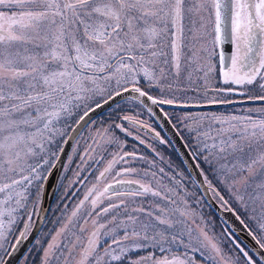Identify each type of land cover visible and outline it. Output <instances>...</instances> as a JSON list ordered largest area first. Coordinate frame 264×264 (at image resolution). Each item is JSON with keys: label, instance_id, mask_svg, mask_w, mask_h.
Segmentation results:
<instances>
[{"label": "snow or ice", "instance_id": "snow-or-ice-1", "mask_svg": "<svg viewBox=\"0 0 264 264\" xmlns=\"http://www.w3.org/2000/svg\"><path fill=\"white\" fill-rule=\"evenodd\" d=\"M204 13L214 16L213 44L229 39L235 45L227 58L221 53L222 83L240 86L237 94L247 98L241 103L254 106L240 115L185 112L176 120L193 139L196 155L228 181L229 191L256 223L261 235L253 238L264 249V0H0V264H6L3 256L12 255L7 236L18 214L30 200L35 207L43 195L42 182L56 167L61 144L67 143L63 137L69 120L88 102L101 107L100 100L108 103L115 91L116 96L135 93L130 99L146 107L142 98L185 109L236 103L220 97L237 89L209 87L214 69L199 63L195 47L185 43L186 32L193 40L202 38L197 33L206 26ZM199 81L204 100L182 101L177 93L201 95ZM254 83L258 91L243 87ZM152 91L172 95L157 98ZM209 91L216 95L209 97ZM122 119L135 123L130 116ZM115 127L123 130L120 124ZM98 135L123 147L108 129ZM125 157L137 158L135 152L114 153L97 181L121 161L128 163ZM135 172L127 167L116 175ZM144 176L158 187L139 180H116L102 190L93 184L72 212L76 217L85 201L90 203L87 217L96 218L87 242L76 236L61 248L53 237L42 264H59L61 258L63 264H197L196 254L204 264H257L239 245L238 253L224 252L213 235L193 227L197 213L186 198L162 184L155 171ZM116 184L138 189L106 196ZM208 185L212 187L210 181ZM112 196L131 201L122 198L100 207ZM137 197L152 199L138 202ZM141 252L146 254L136 255Z\"/></svg>", "mask_w": 264, "mask_h": 264}, {"label": "rangeland", "instance_id": "rangeland-1", "mask_svg": "<svg viewBox=\"0 0 264 264\" xmlns=\"http://www.w3.org/2000/svg\"><path fill=\"white\" fill-rule=\"evenodd\" d=\"M205 19V28L200 29L197 33V37L202 36V38H197L195 40L192 39V35L186 32L185 43L188 44V47H195L197 55L199 57V63L204 66H211L214 70L209 75V87L210 88H237L240 89V86L235 85H224L222 83V75L219 74V71H216L215 68V46L213 44L215 33L213 31L214 27V16H209L207 13L203 14ZM197 25L196 28L199 29V17H196ZM190 27V25L186 22V28ZM206 49V50H205ZM201 86V95H197L196 93L189 92L187 94L177 93L180 96L182 101L188 102H196L204 100L202 95L203 91V82H198ZM141 87H144L141 84ZM247 89H257V84L253 85H245L243 86ZM113 88L115 86L113 85ZM241 90V89H240ZM258 91V89H257ZM113 94L115 91L112 92ZM151 94L157 98H170L172 93L165 92L163 94L152 91ZM209 97L216 95L212 91L208 93ZM220 98L230 99V100H240L246 97H242L240 95H235L233 93L227 95L226 97L221 96ZM99 99V98H98ZM107 99V96L104 97ZM103 100H100L102 102ZM260 104L261 102H256ZM95 103L88 102L87 107H81L75 115L69 120L68 124L70 128L82 114L90 107L94 106ZM254 106L252 102L250 103H233L224 106L218 107H209V108H195V109H185V108H172L168 106L165 108L167 111L171 121L178 129L180 135L183 136V140L186 143L187 147L191 151L193 157L195 158L202 174L205 179L207 177L208 181L211 182V185L215 191L219 194V197L214 194L217 201L224 205L223 202L227 201V205L231 207L235 213L241 218V220L246 224V226L253 232L255 236L260 237V233L257 230V225L254 221L249 219L248 213H246L243 207L235 200L232 193L229 191L228 181L224 179V177L220 176L217 172L214 171V167H210L208 163H206L203 159V156H197V149L194 146L193 139L189 136L188 132L184 129L183 125L179 124L176 120V116L185 113H203V112H216L217 114H234L240 115L243 114L242 110L247 107ZM114 110H110V115H114L117 112H120L118 108V104H116ZM124 114L131 115V110L126 109ZM122 125H126L127 130L124 132V136L118 131L115 127V124L110 122V119L104 123L100 122L98 124H91L89 127L88 134H91L86 138V144H77L74 145V148L79 147L80 152L78 153V158L76 162L73 164L72 168L70 167L66 173V177L63 178L59 185L61 188L59 192H56L51 208L45 218L44 224L36 236L31 248L23 255L18 264H42L44 258V251L47 249L50 243H53V237L56 238L55 242L59 243L61 248L65 243H68L70 246L71 242H74L76 236H80L84 243L87 242L88 234L93 230V226L91 220L96 218L95 214L91 218L87 217V213L91 211V205L88 201H85L84 207L77 213L76 217H72V212L76 209V206L83 200L85 194L88 189L93 186V184H98L99 188H102L106 185L108 181H113L117 178H129L132 180H139L143 183H152L153 187H158L156 182L152 179L151 176L145 177V171H155L157 173V178L160 179V182L168 187L175 188L179 193V197H184L188 200V203L192 209L195 210L197 216L195 217V224L204 228L209 232L210 235H213L221 249L224 252L238 253L235 249L234 245L231 242V238L234 237V234L230 231V229L225 226V224L220 220V218L214 213L213 210L206 204L204 199L201 197L198 188L195 183L191 179L189 173L185 169L183 163L175 152L174 148L171 146L161 145L158 143L150 144V148L154 151H148L144 147H139L133 143H129L127 132H134L133 129H129V126L123 122ZM66 129V130H67ZM105 129L109 130V135H114L119 138L123 147L121 148L117 144L106 143L104 139H102L98 133H102ZM106 143V144H105ZM106 149V151H105ZM120 152L123 154L124 152H135L137 158L133 160L131 157H125L128 163H124L121 161L116 164L113 170L106 175V178H102L100 181H97V177L99 173L103 171L104 167L107 166V162L113 158V154ZM143 156L144 159L141 160L139 157ZM103 158V159H101ZM132 167L136 169L135 173H124L122 175L117 176V172H122L124 168ZM164 169V174L159 172V169ZM70 170V171H69ZM78 172V175H77ZM175 177V180L172 179ZM175 181H180V184H176ZM182 185V186H181ZM110 192V191H109ZM106 193V196H111L112 194ZM187 193V195H186ZM179 197H175L179 199ZM223 197V201L221 200ZM125 199L130 202V197H118L112 196L111 200L105 199L104 203L100 207L107 206L109 203H119L120 199ZM137 201L152 199L151 197H137ZM38 204L33 207V203L30 200L27 204V208L22 210L18 215L19 219L17 223L13 226L11 234L7 236L9 241L8 250L15 242L16 238L19 236L21 232H25V225H28V229L33 221L34 215L36 213ZM99 210V209H97ZM29 214H31V220H29ZM111 213L107 216L101 217L100 222L109 219ZM88 219V223L85 224L84 220ZM71 219V223L69 220ZM191 223V219L189 220ZM65 225L67 228L65 229ZM83 227L85 229L84 233L80 232V228ZM61 229H65L64 232L57 236L58 232H61ZM27 232V231H26ZM25 232V233H26ZM75 233V235H72ZM78 253V249L76 250ZM151 251V250H149ZM59 255V251L56 252ZM145 252L138 253L136 255H144ZM67 256V251L64 253ZM6 256V255H5ZM3 256V259L4 257ZM242 256V255H241ZM78 258V255H77ZM197 264H204L201 261V258L198 254H196ZM50 264H57L55 260H51ZM59 264H63V258ZM69 264H72L71 260Z\"/></svg>", "mask_w": 264, "mask_h": 264}, {"label": "water", "instance_id": "water-1", "mask_svg": "<svg viewBox=\"0 0 264 264\" xmlns=\"http://www.w3.org/2000/svg\"><path fill=\"white\" fill-rule=\"evenodd\" d=\"M225 30L227 31V25H225ZM230 45L231 42L229 39H225L222 44H220V49L223 51L227 50L230 53ZM228 53V54H229ZM130 95L134 96L135 93H127V92H121L120 96H116L115 94L112 95V99L108 100V103H101V107L93 106L91 109L88 110V114L84 116L83 120H78L79 123H76L71 130L69 137L67 138V143H64L63 149L64 151L62 153H59V159L55 162L56 167L53 169H50L49 171V178L45 181H43V195L40 198V201L38 203L36 213L34 215L33 221L25 233L24 237H21L20 234L16 238L13 245L9 248V252L12 253L11 256H5L4 261L6 264H18L22 256L26 253V251L30 248L32 243L34 242L36 236L40 232L45 218L49 212V209L53 203L55 194H56V186L57 182L59 180L63 164L67 155V152L78 134V132L87 124L92 118L97 116L98 114L104 112L107 108L115 104L116 102L130 98ZM145 99L144 107L148 110V107L151 108V111H149L157 120L158 124L160 125L161 129L169 139L172 147L174 148L175 152L177 153L178 157L180 158L181 162L183 163L185 169L189 173L191 179L195 183L196 187L198 188L202 198L206 202V204L210 207L211 210L214 211V213L220 218V220L227 226L239 239L240 241L251 250L256 257L264 264V249L260 248V246L256 243V239L253 238V233L250 231V229L246 226V224L243 222L241 223V218L235 213V211L229 207L227 204L223 202L224 205H221L217 199L215 198L214 194L219 197V194L215 189L210 188L208 183L205 181L203 174L194 159L191 151L181 138L180 134L176 130V128L172 125L168 117L165 115V113L161 110L158 104L153 105L150 101H147ZM247 98L240 99V100H234L236 103H241V101H246ZM250 103V102H246ZM235 104V103H234ZM163 106H171V107H179L176 104L168 105V104H161ZM229 104H219V105H210L200 108H209V107H218V106H224ZM193 108H187V109H195ZM77 121V122H78ZM214 192V194H213ZM231 209L229 211L228 209ZM239 217V218H238ZM19 239V243L17 244V240Z\"/></svg>", "mask_w": 264, "mask_h": 264}, {"label": "flooded vegetation", "instance_id": "flooded-vegetation-1", "mask_svg": "<svg viewBox=\"0 0 264 264\" xmlns=\"http://www.w3.org/2000/svg\"><path fill=\"white\" fill-rule=\"evenodd\" d=\"M235 51V45L231 43L230 45V53L225 50L223 51L222 49H220V46H217V51H215L218 55L217 59L215 58V60L217 61L218 64V68H219V74L221 75V68H222V64L220 62V56L221 53L224 54L225 58H227L228 56H230L233 52ZM229 53V54H228ZM237 89V88H235ZM240 91V89H237L236 92H233V94H235L236 96L238 95L237 93ZM115 94V93H114ZM113 95V93H112ZM118 104V108L120 109V112L115 113L113 116L110 115V112L112 110L115 109V105ZM159 107L161 108V110L164 113H167V111L165 110V108H167L168 106H163L161 104H158ZM95 106V105H94ZM93 107V106H92ZM90 107V108H92ZM175 108V107H172ZM126 109H130L131 110V115L129 114H124V112L126 111ZM111 110V111H110ZM88 111V110H86ZM110 111V112H109ZM83 116V114H82ZM124 116H130L133 118V120L135 121V123H132L130 121H126L123 120L122 117ZM168 117V119L170 120V122L172 123V125L175 127V125L173 124V122L171 121L168 113L166 115ZM81 117V116H80ZM80 119V118H79ZM78 119V120H79ZM110 119V122L112 124H120L123 128V130H121V128H117L118 131L120 132L121 130V134L124 136V132L127 130L126 125H122L121 122L127 124L129 126V129H133L134 132H127L128 134V141L129 143H133L139 147H144L145 149H147L148 151H153L150 148V144L153 143H158L161 145H166V146H171V143L169 141V139L167 138V136L165 135V133L163 132V130L161 129L160 125L158 124L157 120L155 119V117L144 107V105H141L139 103V101H133L130 98H126L123 100H120L118 102H116L115 104H113L112 106H110L109 108H107L104 112L98 114L97 116H95L94 118H92L87 124H85V126L78 132V134L76 135V137L74 138L64 161L63 164V168L59 177V180L57 182V186H56V192H59L61 186L59 185V182L66 177V173L68 171V169L72 166L73 164L76 162L77 158H78V153L80 152L78 144H86L87 140L86 138L88 136H90L91 134H88L89 132V127L91 126V124H98L100 122H104L106 123L108 120ZM77 123V121L70 126L69 129L66 130V134L63 137L64 140H67V138L69 137V134L71 132V130L73 129L74 125ZM176 128V127H175ZM176 130L178 131V129L176 128ZM130 133V134H129ZM157 133H159V136H157ZM179 133V131H178ZM180 134V133H179ZM182 139L183 136L180 135ZM143 140L144 143H140V141ZM161 141H164L163 143H161ZM184 141V140H183ZM77 146L74 148V145ZM106 144V143H105ZM186 144V143H185ZM64 143L61 144V146L63 147ZM106 151V149H105ZM154 152V151H153ZM59 154V153H58ZM137 155V154H136ZM69 158H71V161L69 160ZM70 171V170H69ZM108 175V174H107ZM106 178V177H105ZM116 180H132L129 178H117L113 181H108L106 183L107 184H111V183H115ZM138 189V186L135 184H116L114 188L110 189V194H112L113 192H130V191H136ZM51 208V207H50ZM50 210V209H49ZM253 233V232H252ZM231 242L234 245L235 249L238 252V249L236 248V245H239L240 247L244 248L245 251H247L249 253L250 256H252V258L257 262V264H263L257 257L256 255L249 250L248 247H246L241 241L240 239L234 234V237L231 238ZM33 244V243H32ZM31 248V246H30ZM29 248V249H30ZM28 249V250H29ZM27 250V251H28ZM26 251V252H27ZM242 255V253L240 254ZM23 257V256H22Z\"/></svg>", "mask_w": 264, "mask_h": 264}, {"label": "trees", "instance_id": "trees-1", "mask_svg": "<svg viewBox=\"0 0 264 264\" xmlns=\"http://www.w3.org/2000/svg\"><path fill=\"white\" fill-rule=\"evenodd\" d=\"M231 231V230H230ZM232 232V231H231ZM233 234V233H232Z\"/></svg>", "mask_w": 264, "mask_h": 264}]
</instances>
